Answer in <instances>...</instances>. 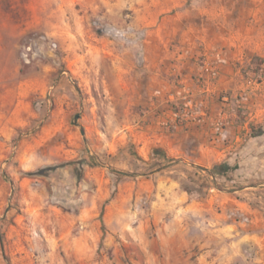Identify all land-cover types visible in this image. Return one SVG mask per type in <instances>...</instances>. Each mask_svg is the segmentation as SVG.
<instances>
[{"label": "rangeland", "instance_id": "rangeland-1", "mask_svg": "<svg viewBox=\"0 0 264 264\" xmlns=\"http://www.w3.org/2000/svg\"><path fill=\"white\" fill-rule=\"evenodd\" d=\"M0 264H264V0H0Z\"/></svg>", "mask_w": 264, "mask_h": 264}, {"label": "water", "instance_id": "water-1", "mask_svg": "<svg viewBox=\"0 0 264 264\" xmlns=\"http://www.w3.org/2000/svg\"><path fill=\"white\" fill-rule=\"evenodd\" d=\"M77 117H78V114H76V115L74 116V119L76 120V119H77Z\"/></svg>", "mask_w": 264, "mask_h": 264}]
</instances>
